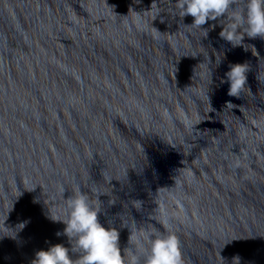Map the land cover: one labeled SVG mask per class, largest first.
<instances>
[{
	"label": "water",
	"instance_id": "water-1",
	"mask_svg": "<svg viewBox=\"0 0 264 264\" xmlns=\"http://www.w3.org/2000/svg\"><path fill=\"white\" fill-rule=\"evenodd\" d=\"M175 2L0 0V264L71 249L77 189L126 261L147 231L184 264H264V40L206 37Z\"/></svg>",
	"mask_w": 264,
	"mask_h": 264
},
{
	"label": "clouds",
	"instance_id": "clouds-1",
	"mask_svg": "<svg viewBox=\"0 0 264 264\" xmlns=\"http://www.w3.org/2000/svg\"><path fill=\"white\" fill-rule=\"evenodd\" d=\"M175 7L182 19L193 17L192 27L202 29L208 21L219 19L222 26L219 37L233 47L242 46L245 35L264 40V0H176ZM224 17L226 19H221ZM202 30L207 37L208 30ZM248 71L247 63L229 65L225 78L221 79L222 84H229L228 96L240 98L247 84ZM66 207L67 219L62 221L66 227L63 233L56 235L67 236L71 249L55 244L48 250L37 251L31 264H140V258L135 254L125 260V253L122 254L119 247V232L100 223V212L87 194L77 189L66 199ZM134 239L138 247L144 249L143 264H184L181 243L174 233L144 231L138 232ZM70 251L78 258L73 259Z\"/></svg>",
	"mask_w": 264,
	"mask_h": 264
}]
</instances>
